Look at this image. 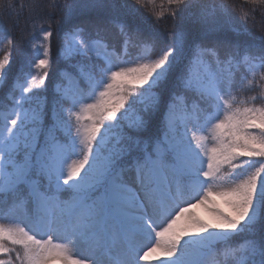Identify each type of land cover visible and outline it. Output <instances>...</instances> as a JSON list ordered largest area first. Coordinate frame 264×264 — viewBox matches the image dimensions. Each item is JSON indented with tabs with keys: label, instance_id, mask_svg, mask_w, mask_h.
I'll list each match as a JSON object with an SVG mask.
<instances>
[{
	"label": "snow or ice",
	"instance_id": "snow-or-ice-1",
	"mask_svg": "<svg viewBox=\"0 0 264 264\" xmlns=\"http://www.w3.org/2000/svg\"><path fill=\"white\" fill-rule=\"evenodd\" d=\"M244 3L49 0L0 100V264H264V0ZM15 45L0 28V86Z\"/></svg>",
	"mask_w": 264,
	"mask_h": 264
},
{
	"label": "trees",
	"instance_id": "trees-1",
	"mask_svg": "<svg viewBox=\"0 0 264 264\" xmlns=\"http://www.w3.org/2000/svg\"><path fill=\"white\" fill-rule=\"evenodd\" d=\"M67 2L71 3L72 0H67ZM230 2L234 3L237 6V9H239L242 6L245 8L251 7L250 5H246L244 3V0H230ZM13 3L17 5V11H19V6L21 4L24 5L25 7L23 9V12L18 18L15 16V14L11 16H9L7 13L0 14V28L11 30L16 38V45L12 52V57H13L12 73L10 74L9 81L6 82L3 86H0V100H3L4 97L6 96L10 88V85H11V76H14V74L16 73V71L18 70L20 66L21 57L19 53H20V48H21V38L22 37L27 38L28 34L32 31L31 23L33 20L37 22H40L41 20H43L44 27H47L49 23L48 17L46 15L47 12L49 11V9L46 7V5L49 3V0H13ZM33 4H38L39 7H37L35 12H30L29 8ZM63 15L64 13L62 11H57L54 13L50 21L53 29L57 28L58 20L62 21ZM233 15L235 18V14ZM96 16H97V13L95 11H92V12L87 13L85 16L81 17L80 19L87 21L89 19L96 18ZM255 22L258 26L264 25V16H261L259 10H257L255 14ZM177 23H179V21H177ZM167 25L169 27H172L173 21L169 19L167 21ZM234 26L237 28L245 27V25H243L242 22L238 18L235 19ZM64 30H67L66 26L64 27ZM252 34L253 36H259L260 33L253 29ZM60 38L61 37L59 35H56L53 37V40H52V58H53V68L54 69H56L57 67L63 68L65 66L62 61H58L57 59V47L60 42ZM256 43H259V41H256ZM0 55H2V52H0ZM29 55H31L30 52H29ZM258 91L259 89L254 87L252 91H245L244 93H242V95L244 96L253 95L257 93ZM256 103L259 104V103H262V101L258 100ZM194 211L198 212L201 216H205L206 218L208 216L207 211L203 207L197 208ZM234 239L239 240L240 238L236 237Z\"/></svg>",
	"mask_w": 264,
	"mask_h": 264
}]
</instances>
